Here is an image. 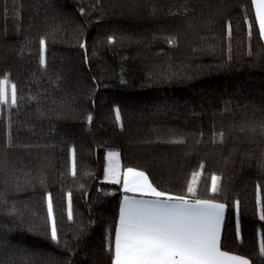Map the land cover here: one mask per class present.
<instances>
[{
  "label": "trees",
  "instance_id": "16d2710c",
  "mask_svg": "<svg viewBox=\"0 0 264 264\" xmlns=\"http://www.w3.org/2000/svg\"><path fill=\"white\" fill-rule=\"evenodd\" d=\"M4 78L17 99L0 104V264H111L123 190L106 179L110 151L160 191L223 202L221 248L264 264L252 0H0Z\"/></svg>",
  "mask_w": 264,
  "mask_h": 264
},
{
  "label": "snow or ice",
  "instance_id": "6c2138e0",
  "mask_svg": "<svg viewBox=\"0 0 264 264\" xmlns=\"http://www.w3.org/2000/svg\"><path fill=\"white\" fill-rule=\"evenodd\" d=\"M255 4L259 28L264 35V0ZM16 86L7 78L0 79V104L16 103ZM108 173L117 184L119 177L118 153H109ZM73 175L75 165L73 162ZM219 177H211V191H217ZM197 174L191 176L187 192L196 194ZM126 193L150 195L154 199L125 196L119 210V226L115 230L114 246L107 251L111 264H250L247 258L222 250L220 244L224 205L211 200L188 199L159 191L143 171L127 169L123 180ZM48 210L52 204L49 197ZM71 218V212H69ZM260 219L264 220V215ZM51 239L58 242L55 220L52 221ZM264 256V239L260 241Z\"/></svg>",
  "mask_w": 264,
  "mask_h": 264
},
{
  "label": "crops",
  "instance_id": "0c3cea01",
  "mask_svg": "<svg viewBox=\"0 0 264 264\" xmlns=\"http://www.w3.org/2000/svg\"><path fill=\"white\" fill-rule=\"evenodd\" d=\"M258 19V18H257ZM259 23V22H258ZM262 37H263V39H264V35H262ZM115 160H117V159H115ZM118 162H119V169H118V172H119V177H120V180H121V183H122V185H123V180H124V178H125V176H126V174H127V169H129V168H132V169H135V170H138V171H143V170H141V169H138V168H134V167H123L122 165H121V160L120 159H118ZM107 169H106V177H107ZM146 175H147V177H148V179H149V181L153 184V182L151 181V179H150V177H149V175L145 172V171H143ZM110 181H113V179L111 178V180ZM153 186H155L154 184H153ZM156 187V186H155ZM157 188V187H156ZM158 189V188H157ZM122 190H123V194H122V197H121V202H120V207H121V205H122V202H123V199H124V197L127 195V196H130V197H135V198H137V199H141V198H143V199H154V197H151L150 195H141L140 193H131V192H128V193H126L125 191H124V189H123V186H122ZM159 190V189H158ZM160 191V190H159ZM169 195H172V194H169ZM172 196H176V195H172ZM184 197V196H183ZM186 198H188V199H193V198H189V197H186ZM196 199H201V198H196ZM201 200H210V199H201ZM212 202H214V203H218V204H223L224 205V214H223V219H222V222H221V236H220V244H221V238H222V233H223V227H224V223H225V218H226V211H227V207H226V205L223 203V202H220V201H215V200H211ZM120 210V209H119ZM118 226H119V221H118V225H117V228H118ZM223 250V249H222ZM229 253H231V252H229ZM231 254H235V253H231ZM237 255H239V254H237ZM239 256H241V257H244V258H247V257H245V256H242V255H239ZM248 259V258H247ZM249 260V259H248ZM250 261V260H249ZM250 264H251V262H250Z\"/></svg>",
  "mask_w": 264,
  "mask_h": 264
},
{
  "label": "rangeland",
  "instance_id": "374dc122",
  "mask_svg": "<svg viewBox=\"0 0 264 264\" xmlns=\"http://www.w3.org/2000/svg\"><path fill=\"white\" fill-rule=\"evenodd\" d=\"M253 6H254V9H255V4L253 3ZM256 12V11H255ZM258 22H259V20H258ZM10 85L11 84H9V95H10ZM9 104H11L10 102H9ZM109 153H118L117 151H110V152H107V163H106V169H107V171H108V169H109V157H108V154ZM115 159H120V154L118 153V157H116V158H114V160H113V164L115 163ZM106 179L107 180H111V176L109 175V173L107 172V177H106Z\"/></svg>",
  "mask_w": 264,
  "mask_h": 264
}]
</instances>
